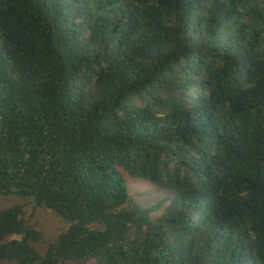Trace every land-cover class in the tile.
I'll use <instances>...</instances> for the list:
<instances>
[{
  "label": "trees",
  "instance_id": "1",
  "mask_svg": "<svg viewBox=\"0 0 264 264\" xmlns=\"http://www.w3.org/2000/svg\"><path fill=\"white\" fill-rule=\"evenodd\" d=\"M0 195V264H264V0H0Z\"/></svg>",
  "mask_w": 264,
  "mask_h": 264
},
{
  "label": "rangeland",
  "instance_id": "2",
  "mask_svg": "<svg viewBox=\"0 0 264 264\" xmlns=\"http://www.w3.org/2000/svg\"><path fill=\"white\" fill-rule=\"evenodd\" d=\"M124 180L132 200L137 201L144 207H156L151 214L160 213L162 208L166 206V203H160L163 197H169V193L165 189L152 187L147 181L134 180L127 175H125ZM13 205L23 206L26 220L41 234L42 240L34 246L40 255H44L48 243L53 242L65 230L66 223L50 211L35 208L33 200L30 198L21 199L14 195H0V210Z\"/></svg>",
  "mask_w": 264,
  "mask_h": 264
}]
</instances>
